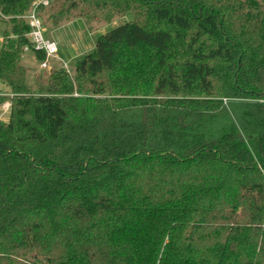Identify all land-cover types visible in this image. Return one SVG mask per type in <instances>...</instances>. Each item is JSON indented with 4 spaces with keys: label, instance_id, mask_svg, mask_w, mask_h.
I'll use <instances>...</instances> for the list:
<instances>
[{
    "label": "trees",
    "instance_id": "trees-1",
    "mask_svg": "<svg viewBox=\"0 0 264 264\" xmlns=\"http://www.w3.org/2000/svg\"><path fill=\"white\" fill-rule=\"evenodd\" d=\"M43 1L0 0V264H264V1ZM35 3L133 20L30 82Z\"/></svg>",
    "mask_w": 264,
    "mask_h": 264
},
{
    "label": "rangeland",
    "instance_id": "rangeland-1",
    "mask_svg": "<svg viewBox=\"0 0 264 264\" xmlns=\"http://www.w3.org/2000/svg\"><path fill=\"white\" fill-rule=\"evenodd\" d=\"M43 17L42 20L46 19V16ZM131 20H133L132 13L111 16L107 12H103L101 14H96V18H93V16L71 18L69 21L64 22L62 27L58 29L52 27L50 20H44L46 22H44L45 36L55 40L59 46L58 58H46L44 62L47 61V67L45 68L42 66L44 62L40 64L37 60L36 52L33 51L32 48L26 49L24 52L23 64L33 70L29 73V81H33V73L35 70L46 75V73H50L51 67L57 69L63 68L70 75H74L75 64L86 54L94 51L96 41L100 36ZM3 29V23L0 22V47ZM4 87L5 86L2 85L1 89H3V91L8 90V88L5 87V89Z\"/></svg>",
    "mask_w": 264,
    "mask_h": 264
},
{
    "label": "built area",
    "instance_id": "built-area-1",
    "mask_svg": "<svg viewBox=\"0 0 264 264\" xmlns=\"http://www.w3.org/2000/svg\"><path fill=\"white\" fill-rule=\"evenodd\" d=\"M44 5L48 4V0L43 1ZM38 4L35 3L32 9L25 16L28 24L30 25V32L28 37L33 43V49L39 52H44L46 54L47 59H55L58 58L59 46L57 42L53 39L47 38L44 34V25L43 20L38 14L37 10ZM43 67H47V61L42 64ZM1 95V90H0ZM8 110L10 108V104H6Z\"/></svg>",
    "mask_w": 264,
    "mask_h": 264
},
{
    "label": "crops",
    "instance_id": "crops-1",
    "mask_svg": "<svg viewBox=\"0 0 264 264\" xmlns=\"http://www.w3.org/2000/svg\"><path fill=\"white\" fill-rule=\"evenodd\" d=\"M1 41H2V36H1ZM27 56V55H26ZM3 86H5V85H3ZM6 87V86H5ZM4 87V88H5ZM2 88V85H0V89ZM7 88V87H6ZM5 88V89H6ZM2 90V92H3V95H6V94H8L9 93V89L8 90H6V91H3V89H1ZM2 95V94H1ZM0 95V96H1ZM6 104H10L8 101L7 102H4L3 104H1L0 105V119L1 120H3V121H7L8 119H9V110L6 108V107H4ZM7 115H8V117H7Z\"/></svg>",
    "mask_w": 264,
    "mask_h": 264
}]
</instances>
